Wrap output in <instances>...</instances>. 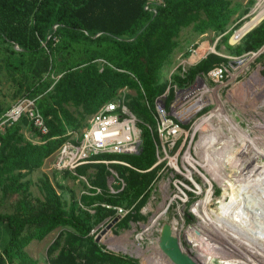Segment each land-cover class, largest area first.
I'll list each match as a JSON object with an SVG mask.
<instances>
[{"label": "trees", "instance_id": "16d2710c", "mask_svg": "<svg viewBox=\"0 0 264 264\" xmlns=\"http://www.w3.org/2000/svg\"><path fill=\"white\" fill-rule=\"evenodd\" d=\"M228 7L227 0H0V41L20 49L10 51L20 57L22 64L29 61L28 67L36 63L40 69L36 81L28 88V95L23 97H38L37 106L48 127V133L40 136L37 143L25 140L20 133L23 127L32 128L25 118L0 131L2 197L19 194L20 174L12 176L14 171L40 168L43 161L67 140L68 126L74 130L86 126L87 123H81V113H77L79 119L67 110V106H72L76 112L82 109L90 116L101 105L113 100L118 90L129 88L136 92L135 97L127 95L130 111L154 129L144 101L152 106L166 91L168 82H159V78L177 46L179 33L193 27L198 34L212 32L228 43L238 28L228 31L234 12ZM242 39L243 47H235L237 55L262 48L264 19ZM223 61L210 53L189 74L187 72L185 78L175 74L172 81L179 87L186 86L197 75L225 64ZM10 67L16 72L20 70L13 64ZM41 70H50L53 75L60 76L50 90L43 82ZM173 96L171 88L166 107ZM2 114L0 110V116ZM144 127L140 125L142 134ZM148 134L149 139L145 142L147 144L149 140L151 145H146L145 152L143 147L142 154L146 156V163H141L143 169L152 166L156 159L154 141L157 142V136L155 132ZM117 158H125L123 161L127 162L126 155ZM131 160H136L133 164L140 167L138 158ZM111 167L125 184L123 191L115 195L108 194L110 173L106 166L88 165L76 170L83 175L88 168H95L92 187L103 191L101 195L82 196V205L88 207L104 202L122 205L123 200L126 205H131L137 199L147 197L154 170L139 172L120 165ZM44 195V201L37 204L21 198L15 203L12 214H0V225L8 237L0 251V264H37L28 257L25 247L32 241H42L60 227H70L73 232L64 239L58 235L50 244L47 249L50 264H136L102 251L94 242V237L89 235L92 229L89 211L80 208L77 202L65 210L51 187L45 189ZM91 210L95 214L105 211V215L111 216L109 219L115 216H112L113 210L100 205ZM127 220L128 216H125L123 224Z\"/></svg>", "mask_w": 264, "mask_h": 264}, {"label": "rangeland", "instance_id": "374dc122", "mask_svg": "<svg viewBox=\"0 0 264 264\" xmlns=\"http://www.w3.org/2000/svg\"><path fill=\"white\" fill-rule=\"evenodd\" d=\"M227 1L229 2L228 10L234 11L227 26L228 31L237 27L240 28L238 30L240 31L244 24L250 22L264 6V0ZM263 19L253 28L258 26ZM204 34H198L193 30V27L185 28L179 33L176 38L177 46L168 63L162 69L159 82L167 83L169 73L184 61L189 60L187 50L191 46H193L192 48H200L198 50L200 57L210 48H214L216 55L224 59L223 62L228 67L230 74L222 86L205 80L208 90H197L199 88L197 85L192 93L187 96L182 95L184 98L182 100L183 108L193 105L195 110L191 114V119L183 122V132L176 142V150L169 154V157L173 158L170 159L171 167H166L167 160L161 161L153 167L157 159L149 168L143 169L141 167V165L143 166L141 163H146V156L143 155L147 150L146 145H151L149 140L147 144L145 142L150 130L146 127L143 128L139 153L135 154V157L126 155V160L131 166L142 172H149L148 170L151 168L155 171L147 197L139 198L131 205H126V200H123L122 205H110L104 202L85 207L81 202L82 196L103 194L102 189L96 193L92 187L91 181L96 178V169L88 168L83 175L57 172L51 168L50 160L47 158L40 168L12 173V176L20 174L18 179V184L21 187L19 194L3 198L2 184H0V214H12L15 210V203L21 198H26L32 204L43 202L45 189L51 187L65 210H69L73 203L77 202L80 208L90 212L89 221L92 229L89 235L93 237L98 236L112 219H109L111 216L105 215V211L95 214V211L91 210L92 207L100 205L113 210L112 216H114L116 211L113 208H107V206L128 208L134 205L132 212L127 215L128 220L123 224V218H118V222L101 237L98 246L106 253L127 258L136 264H162L158 259L159 254L167 264H171L158 250L156 237L161 224L175 221L182 247L192 257H196L200 264H202L201 262L204 264H264V45L262 49L257 51L242 52L241 55H237L235 47L238 45L243 47L242 38L245 34L240 38L242 40L236 44L230 43V39L228 43H224L219 36L212 32ZM13 48L15 47L0 41V110L3 112L19 98L28 95L29 86L36 81V74L40 72L36 63H32V67H28L29 61H24L22 64L20 57L10 51ZM240 60V63H236ZM7 62H9V66H7ZM233 62L236 64L232 65ZM11 64L19 66L20 70L14 71L10 67ZM193 68L192 65L185 67L188 74ZM41 76L43 82L47 84L48 90L60 77L53 75L50 70L46 72L41 70ZM177 87L179 86L177 85ZM188 87L181 86L177 92L188 89ZM123 89L118 90L115 95ZM211 89H217V91L213 92ZM126 91L130 97L136 96L134 90L127 88ZM220 107L236 125L235 127L231 128V125L228 126L224 120L213 115L214 111ZM66 108L79 119L77 113H81L83 118L81 123L83 124L87 123L91 116L85 114L82 109L76 112L72 106ZM205 118H210V122L214 126L208 128L207 124H205L206 127L201 125ZM214 127L221 131L218 130L214 133ZM66 130L67 139H69L72 137L70 134H79L82 129L74 130L68 126ZM219 131L220 134H218ZM240 132L250 138V144L255 142L254 149L260 154H256L252 149L255 152H252L255 154L254 163L258 162L261 165L251 170L238 183L239 165L243 161L241 151L244 149L239 136ZM20 133L25 140L34 143L40 142V136L33 128L23 127ZM204 136L209 137V143L204 148H199L198 146L201 145L200 142ZM187 154L194 161V170L191 174H188L189 166L185 162ZM136 158L140 160V167L133 164L136 160H131ZM110 159L118 160L119 158L111 157ZM122 159L125 160V158ZM2 181L7 183L6 179H2ZM114 182L115 180L112 179L111 175L108 176L107 186L114 187ZM232 189L235 192L234 196ZM251 190L252 192H250ZM93 191L94 193H92ZM228 200L229 202H227ZM221 202H226L227 206H224L223 203L220 207ZM164 208L167 209V212L160 215ZM219 211L222 213L225 211L230 219L241 222L254 232L253 239L255 242L252 239L249 240L250 243H257L259 247V251L254 256V261L248 260V257L242 258L238 255L240 252L228 251L229 254H227L225 249L221 248L222 245L214 242L209 243L211 239L210 229L203 228V221L206 218L210 219L217 216ZM72 232L73 229L70 227L57 228L47 234L42 241H32L25 247L24 251L37 264H50L47 256V249L50 244L58 235L64 239L67 238L68 233ZM7 239L5 229L0 225V251ZM210 245L217 246L218 249L213 252L207 251L206 257L209 260H204L200 250H207Z\"/></svg>", "mask_w": 264, "mask_h": 264}, {"label": "built area", "instance_id": "2783aa9c", "mask_svg": "<svg viewBox=\"0 0 264 264\" xmlns=\"http://www.w3.org/2000/svg\"><path fill=\"white\" fill-rule=\"evenodd\" d=\"M238 28L230 36V43L236 44L240 38L232 42V37L239 30ZM206 35V34H204ZM229 42V40H228ZM16 51L20 49L14 46ZM189 48L187 50L189 60L184 61L178 67L173 69L168 76V87L166 91L158 96L151 106L146 100V105L151 118L154 122V129L150 124L143 123L129 109L127 105V88L121 90L113 100L101 105L95 113H93L87 121L86 126L79 134H70L72 137L64 141L61 146L50 156V165L57 172L76 173V170L81 166L102 164L106 166L112 179L115 180V186H107L108 194L115 195L120 193L125 188L123 180L118 176L117 172L109 165L125 166L136 171L142 172L130 166L123 160H111V157L135 155L138 154L142 144V130L140 125H144L157 136V142L154 141L155 156L157 162L153 167L167 160L166 167L170 166L171 154L176 149V142L183 132V122L191 119V114L195 110L194 106H185L183 108L182 98L192 93L198 85L201 91L208 90V85L205 80L213 82L215 85H223V82L228 77L229 70L225 64H220L206 74L197 75L194 80L188 82V89L179 90L177 92V84L172 81V76L177 74L181 78H185L187 74L186 66H195L203 60L208 54H217L214 48H210L203 56L198 55L200 48ZM198 47V46H197ZM195 60V61H194ZM193 61V62H191ZM236 61V63H240ZM191 85V86H190ZM173 89V100L166 107V99L169 90ZM202 93V92H201ZM37 98H19L0 116V131L6 127H10L18 123L22 118H25L28 124L39 134L44 136L48 133V127L45 119L42 116L38 106ZM177 155V154H175ZM171 159V160H170ZM149 169L148 171L152 170ZM96 193H99V188H93ZM115 212V217L124 218L132 212L134 205L125 207H111ZM114 217V218H115ZM113 219V218H111ZM110 219V220H111Z\"/></svg>", "mask_w": 264, "mask_h": 264}, {"label": "bare ground", "instance_id": "6f19581e", "mask_svg": "<svg viewBox=\"0 0 264 264\" xmlns=\"http://www.w3.org/2000/svg\"><path fill=\"white\" fill-rule=\"evenodd\" d=\"M263 18H264V6L262 7V9L258 12V14L250 22L244 24V27L241 28V30L236 33V35L233 37V42L236 39L242 37L246 32H248L250 29H252L256 24H258ZM211 91L214 92V91H217V89H215V90H212L211 89ZM213 115L219 117L221 120H224V122L226 124L228 123L227 124L228 126L231 125V128H233V127L236 126L231 121V119H229V117L225 114V112L222 110L221 107L219 109L215 110L214 113H213ZM213 115H211V116H213ZM205 124H207L209 126L208 128L214 126L213 124H211L210 118L209 119L208 118L207 119L205 118L202 121L201 125H205ZM204 127H206V125ZM214 128H215V132L214 133H216L218 130H220V129L216 130V127H214ZM220 131H219L218 134L221 133ZM239 136H240L241 141H242V143L244 145V149L241 151V155H242L241 157H242L243 161H242V164L239 165L240 166V172L238 173V177H239V179H237L238 180V183L244 177H246L251 172V170H253L254 168L256 169L257 167H260V165H261L258 162L257 163H254V155H255L254 153L256 152V154H260L258 151H256L254 149V146L256 145L255 142H254V144H250L249 143L250 138L247 135H242L241 132H240ZM208 143H209V137L204 136V138L200 142L201 145H199L198 147L199 148H204ZM252 149H254L255 152L252 151ZM252 152H254V153L252 154ZM250 155H251V157H250ZM185 159H186V161H185L186 164L189 166L188 174H191L192 170H194V164H193L194 161H192V158L189 156V154H187V156H186ZM233 167H235L234 164H233ZM232 191H233L232 192V195L234 196L235 195L234 189H232ZM250 192H252V190ZM227 202H229V200ZM223 203H224V206L225 205L227 206L226 202H221L220 207L222 206ZM226 209H228V208H226ZM166 212H167V209L164 208L162 210V212L160 213V215H163ZM171 224L177 225V222L175 221V222H173ZM204 227H207L208 229H210L211 239H210L209 243L210 242L211 243L214 242V243H217L218 245H222L223 247H221V248L222 249L223 248L225 249V253H227L228 251H230V252H236V253L240 252L238 255L241 256L242 258L243 257H248L247 258L248 260H253L254 261V256H255L256 252L259 251V247H258L257 243H253V242L250 243L249 242L250 239H252L255 242V240L253 239L254 232H252L251 230H249L241 222H238V221H235L233 219H230L226 215L225 211L223 213L219 211V213L217 214V216H214L213 218H210V219L209 218H206V220L203 221V228ZM213 245H210L207 250H205V249H201L200 250L201 253H202V255H203V259L204 260H209L208 257H206L207 251L210 250V251L213 252L216 249H218L217 246H213ZM227 254H229V253H227ZM231 256H232V254H231ZM158 259H159V262H161L162 264H167V262L164 260L163 257H161L160 254L158 256ZM194 259L196 260L197 258L194 257ZM201 263L204 264L203 262H201Z\"/></svg>", "mask_w": 264, "mask_h": 264}, {"label": "water", "instance_id": "95a60500", "mask_svg": "<svg viewBox=\"0 0 264 264\" xmlns=\"http://www.w3.org/2000/svg\"><path fill=\"white\" fill-rule=\"evenodd\" d=\"M235 64L236 63L234 62L232 63V65ZM117 222L118 218H113L100 231V234L94 237V242L98 244L101 237L105 235V233ZM156 245L158 247V250L167 258V260L171 264H200L194 259V257L190 255V253L185 248L182 247L179 240V230L176 225H173L171 223L161 224L156 237Z\"/></svg>", "mask_w": 264, "mask_h": 264}]
</instances>
